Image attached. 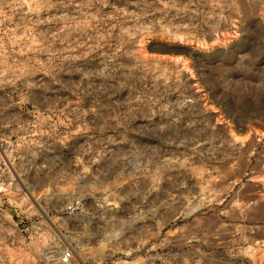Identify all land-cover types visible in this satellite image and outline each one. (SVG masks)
<instances>
[{
	"label": "rangeland",
	"instance_id": "374dc122",
	"mask_svg": "<svg viewBox=\"0 0 264 264\" xmlns=\"http://www.w3.org/2000/svg\"><path fill=\"white\" fill-rule=\"evenodd\" d=\"M0 183V264H264V0H0Z\"/></svg>",
	"mask_w": 264,
	"mask_h": 264
},
{
	"label": "built area",
	"instance_id": "2783aa9c",
	"mask_svg": "<svg viewBox=\"0 0 264 264\" xmlns=\"http://www.w3.org/2000/svg\"><path fill=\"white\" fill-rule=\"evenodd\" d=\"M3 193V187L0 183V194ZM50 264H81L76 256L74 250H65L58 254V256L50 262Z\"/></svg>",
	"mask_w": 264,
	"mask_h": 264
},
{
	"label": "water",
	"instance_id": "95a60500",
	"mask_svg": "<svg viewBox=\"0 0 264 264\" xmlns=\"http://www.w3.org/2000/svg\"><path fill=\"white\" fill-rule=\"evenodd\" d=\"M156 45L157 46H160V47H163V48H166L168 50H175V51H179V50H185L187 52H197L198 51V48L196 46L194 47H191V46H184L178 42H173V41H158L156 42ZM212 117L213 118H216V114H212Z\"/></svg>",
	"mask_w": 264,
	"mask_h": 264
}]
</instances>
